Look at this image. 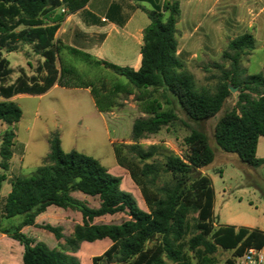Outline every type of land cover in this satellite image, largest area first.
Instances as JSON below:
<instances>
[{"label":"trees","instance_id":"trees-1","mask_svg":"<svg viewBox=\"0 0 264 264\" xmlns=\"http://www.w3.org/2000/svg\"><path fill=\"white\" fill-rule=\"evenodd\" d=\"M89 1L0 0V122L9 128L0 137V190L10 168L15 141L11 127L22 116L20 107L10 99L20 94L42 95L55 84L77 87L62 82L64 70L56 68L61 44L55 35L65 17L84 9ZM145 12L149 25L143 30L137 71L94 61L75 50L71 54L109 67L138 92L160 91L167 105L176 103L195 123L214 118L230 97L229 87L238 89L233 108L214 124V142L220 151L236 155L250 167L264 165V159L256 157L258 139L264 137V75L241 78L244 71L240 66L242 54L255 47L254 37L245 33L229 41L227 51L222 53V58L230 63L229 70H222L213 89H197L193 76L177 55L178 0H165L162 7ZM21 44L32 45L43 62L37 75L28 76L20 68L19 77L6 84L11 70L3 51L16 52ZM80 88L90 89L98 112L106 111L99 107L90 85ZM143 112L147 117L132 124V144L112 143V150L116 164L139 188L147 211L121 189L120 177L89 155L76 150L64 152L58 135L51 134L49 153L42 165L29 177L11 179L10 191L0 202V232L23 247V264H80L76 256L80 245L103 239L111 244L101 255L93 256L91 264L104 260L122 264H214L213 254L218 248L233 252L225 264H236L235 259L247 249L264 248L262 231L215 224L212 182L200 174L215 158L207 136L191 129L183 139V156L164 154L159 163L155 159L159 147L144 149L139 141L172 125L178 117L155 100H146ZM164 175L169 179L158 185ZM76 193L96 198L98 206L89 207L74 197ZM50 206L80 214L81 223L73 227L69 237L64 238L58 226L35 224V218ZM115 214H123L126 219L119 224L94 223L96 218ZM27 226L40 227L56 241L63 239V243H58L57 249L49 248L21 231Z\"/></svg>","mask_w":264,"mask_h":264},{"label":"rangeland","instance_id":"rangeland-1","mask_svg":"<svg viewBox=\"0 0 264 264\" xmlns=\"http://www.w3.org/2000/svg\"><path fill=\"white\" fill-rule=\"evenodd\" d=\"M164 2L165 0L162 4ZM234 36L222 38L220 43L207 42V53L201 52L186 60L185 68L193 76L197 89L202 87L213 89L222 76V70H229L230 63L222 58V53L227 51V44L236 38ZM195 53V49L192 48L189 55ZM3 55L8 60L11 70L6 84L13 83L19 77L20 68H23L28 76L37 75V68L43 62L30 44L19 45L16 52L3 51ZM24 61L26 64H23ZM30 66L32 69H29ZM240 66L244 71L241 78L257 73L264 75V49L243 53ZM56 67L63 68L62 82L66 85L77 87L90 85L97 95L99 107L106 111L100 113L96 110L89 88L87 90L59 88L40 96H17L13 101L20 107L22 116L12 127L17 142L14 149V164L17 170L12 174V178L15 177L14 174L16 177L33 175L49 153V136L57 134L64 152L76 150L97 159L111 174L120 177L121 189L135 198L140 209L147 211L139 188L132 182L128 173L116 164L112 143L132 144L131 128L134 120L147 117L143 112L144 103L146 100H155L163 109H172L178 120L167 128H162L157 134L140 140L139 145L144 149L151 145L158 146L155 159L161 163L164 154L183 156L185 152L183 139L189 135L191 129L203 132L215 152L213 162L202 170H205V174L213 181L216 192L215 213L219 216L216 221L222 225L227 223L249 225L264 231V165L253 168L242 163L236 155L220 151L213 139L214 124L224 112L233 108L237 101L238 89L235 88L230 93V97L214 118L195 123L183 114L176 103L171 102L167 105L160 91L136 90L130 97L127 80L109 67L88 62L63 50L59 51ZM2 124L0 123V137L9 129L8 127L5 129L6 125ZM9 176L10 173H7L6 180L2 183L0 198L6 197L10 189ZM168 179V175L162 176L158 185ZM74 197L84 201L89 207L98 206L96 198L77 193ZM125 219L126 216L123 214L106 215L96 218L94 223L119 224ZM80 223L81 216L77 211L52 207L41 215L37 225L58 226L66 238L71 235L73 227ZM190 223L193 224V221ZM27 230L28 236L45 243L49 248L57 249L58 243H63V239L56 241L52 234L40 227ZM105 241L108 239L85 243L94 249L88 253L91 247L89 246L77 251L76 256L80 264H88L93 256L101 255L104 252L102 244ZM232 256V251L218 248L213 254L214 264H225ZM100 264L122 263L104 260Z\"/></svg>","mask_w":264,"mask_h":264},{"label":"crops","instance_id":"crops-1","mask_svg":"<svg viewBox=\"0 0 264 264\" xmlns=\"http://www.w3.org/2000/svg\"><path fill=\"white\" fill-rule=\"evenodd\" d=\"M178 2L180 13L175 24V38L177 55L183 63L196 54L206 52L207 42L220 43L222 38L225 39L229 35H235L234 37L237 38L245 33H250L255 39L253 51L264 49V0H178ZM162 3L163 0H90L84 9L65 17L55 35V40L61 44L60 49L69 54H71V50H75L89 55L94 61L105 62L117 67H128L137 71L141 61L140 48L143 30L149 25L145 10L157 9L163 5ZM211 47L213 48V46ZM192 48L196 53L189 55ZM23 64L26 62L24 61ZM56 68L58 69V67ZM29 69L32 67L30 66ZM59 88L81 89L80 87H62L55 84L44 94ZM88 91L90 92V90ZM129 91L131 97L136 90L130 86ZM22 95L26 94L16 95L10 100L13 101L17 96ZM94 105L98 110L95 101ZM4 127L6 129L7 126ZM16 143L15 140L10 168L7 172L10 173L9 184L13 179L12 174L17 170L14 164ZM256 157L264 159V137L258 139ZM202 169L200 173L207 176L205 170ZM14 176L16 177L15 174ZM210 180L213 186V181L211 178ZM3 198L5 197L0 199ZM215 205L216 192L214 190L213 216L217 226L256 229L249 225L236 223L220 224L218 220L216 221L219 216L215 213ZM52 207H47L46 210ZM43 213L35 218V224H39ZM17 221L18 219H15V222ZM33 227H23L21 231L27 235V229ZM110 244L109 240L103 242L104 251ZM89 246L91 245L82 243L80 249ZM92 249L94 247L91 246L87 252L89 253ZM22 255L23 247L19 242L0 232V264H23Z\"/></svg>","mask_w":264,"mask_h":264},{"label":"built area","instance_id":"built-area-1","mask_svg":"<svg viewBox=\"0 0 264 264\" xmlns=\"http://www.w3.org/2000/svg\"><path fill=\"white\" fill-rule=\"evenodd\" d=\"M60 11L65 13L64 9H61ZM262 262H264V248H249L236 260V264H261Z\"/></svg>","mask_w":264,"mask_h":264},{"label":"water","instance_id":"water-1","mask_svg":"<svg viewBox=\"0 0 264 264\" xmlns=\"http://www.w3.org/2000/svg\"><path fill=\"white\" fill-rule=\"evenodd\" d=\"M234 90H235V88L229 87L230 93L233 92Z\"/></svg>","mask_w":264,"mask_h":264}]
</instances>
